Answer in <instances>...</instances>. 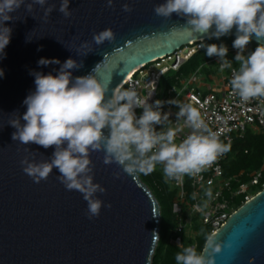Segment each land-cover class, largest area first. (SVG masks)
<instances>
[{"label": "water", "instance_id": "1", "mask_svg": "<svg viewBox=\"0 0 264 264\" xmlns=\"http://www.w3.org/2000/svg\"><path fill=\"white\" fill-rule=\"evenodd\" d=\"M163 0H70L72 16L59 12L60 0H49L55 10L44 17L35 6L32 13L17 10L10 43L0 59V264H152L159 241L161 209L138 174L128 175L117 164H105L103 152H92L94 182L106 191L97 193L105 204L100 215L89 219L87 202L77 190H67L54 168L46 180L35 183L23 171L25 148L35 159H50L54 146L23 145L12 140L8 125L12 112L23 114V100L34 90L31 70L47 74L60 65H38L41 58L61 63L76 59L83 67L73 76H84L103 64L98 78H111V90L135 70L171 56L191 42L211 40L206 34L189 37L177 31L184 19L175 13L164 18L154 11ZM129 3L131 12L122 5ZM47 7V5L45 6ZM111 28L114 42L96 45L94 33ZM32 39L26 42V37ZM236 38L235 26L220 39ZM216 39V38H212ZM83 41L92 42L87 56L77 52ZM257 45L255 36L250 41ZM114 66V67H113ZM119 172V178L116 173ZM218 240L232 242L215 255L216 264H264V188L242 204L217 232Z\"/></svg>", "mask_w": 264, "mask_h": 264}, {"label": "clouds", "instance_id": "2", "mask_svg": "<svg viewBox=\"0 0 264 264\" xmlns=\"http://www.w3.org/2000/svg\"><path fill=\"white\" fill-rule=\"evenodd\" d=\"M69 4L70 0L59 3L58 10L65 18L72 16ZM36 5L43 8L45 18L55 10L49 0H0V59L6 57L5 49L13 32L5 22L13 21V14L21 7L32 13ZM107 6L114 7V0H107ZM122 9L133 10L129 3H124ZM154 11L164 18H171L174 13L183 18L184 25L171 31L189 37L206 34L209 39H220L235 26L232 47L238 51L234 60L227 58L229 49L224 43L202 41L199 48H205L208 57H218L221 72L231 69L230 86L241 103L264 99V0H163L154 6ZM253 35L257 46L247 50ZM115 39L111 28L93 35L96 45ZM31 40L27 35L26 42ZM92 51L90 41H83L77 47V52L84 56ZM37 63L60 67L47 74L30 71L35 88L23 100L26 111L12 112L13 118L8 122L15 129L12 140L23 145L34 143L45 149L54 146L51 158L39 162L35 153L25 148L28 154L20 161L23 171L39 183L55 168L59 173L57 179L67 190L83 194L89 219L98 217L102 207L111 208L110 203L105 204L97 196L106 189L94 182L91 160L94 151L103 152L105 164L115 163L128 175L151 174L160 166L166 183H180L184 177L200 178L218 157L230 150V144L220 139L193 103L177 98L149 103L154 92L141 95L135 86L115 87L109 95L111 78L101 79L96 74L102 64L108 67L107 62L97 64L84 76H73L74 70L83 67L73 58L63 63L57 58H41ZM3 76L4 71L0 69V77ZM165 103L178 107L174 122L169 113L162 111ZM137 108L142 109L140 115L136 113ZM185 128L189 131L178 140V134ZM119 175L117 172V178ZM201 188L203 197L194 210L205 215L214 198L213 189L210 184ZM232 246L231 241L218 240L214 232L205 233L204 249L198 252L193 246L181 247L175 254V264H216L215 255L222 248Z\"/></svg>", "mask_w": 264, "mask_h": 264}, {"label": "built area", "instance_id": "3", "mask_svg": "<svg viewBox=\"0 0 264 264\" xmlns=\"http://www.w3.org/2000/svg\"><path fill=\"white\" fill-rule=\"evenodd\" d=\"M201 42H191L171 56L138 69L130 80L123 84V87L129 88L135 86L141 95H146L147 92H154L149 100V103H152L159 99L158 92L161 80L168 73L174 72L175 76L173 80L175 84L166 91V94H163L160 100L168 101L177 98L183 102L193 103L200 110L202 117L209 126L214 131H217L220 139L224 143L230 144V147L236 140L242 139L246 132L264 135V99L255 98L246 103H241L239 98L232 92L230 86L231 69L226 68L224 72H221L218 57H214L213 61L209 62L210 64L213 62L217 63L219 71L218 75L212 78V85L205 83L200 70L190 73L186 77L180 73L182 67L195 54L203 50V48H199ZM227 47L229 49L227 57H231L234 60L238 50L234 49L232 44L227 45ZM246 48L247 50H251L249 45ZM162 111L169 113L170 119L174 122L178 107L165 103ZM136 113L140 115L142 109L137 108ZM157 130H159V126ZM188 131L185 128L183 132L178 134L177 139L182 138ZM227 156L228 152L218 157L201 174L200 178L187 179V177H184L180 183L169 182V184L178 189V194L173 204L176 225L173 230L174 237L170 240V245L181 249L184 246V239L187 238L191 241V244L188 246L197 248V238L201 233L198 230L192 229L195 218H197V224L201 227L208 226L211 228V233H216L224 226L231 214L239 208L234 206V201L238 197L244 195L245 203L255 195L248 193L250 186L261 184V187L264 188L263 163L259 171H255L249 175L250 183L240 184L237 189L233 190L232 183L238 182L242 173L238 176H224L223 165L227 160ZM186 180H188L190 185L191 199L188 198L185 191ZM209 184L213 189L214 198L210 201L206 214L201 215L194 210V207L203 197L201 185L206 188ZM193 193H196V199H193ZM186 212H188V216Z\"/></svg>", "mask_w": 264, "mask_h": 264}, {"label": "trees", "instance_id": "4", "mask_svg": "<svg viewBox=\"0 0 264 264\" xmlns=\"http://www.w3.org/2000/svg\"><path fill=\"white\" fill-rule=\"evenodd\" d=\"M233 38L226 39H211L206 40L204 43L212 44L215 43L219 45L224 43L226 46L233 44ZM251 50H254L257 46L256 44L250 42L248 44ZM211 58L206 55V49L197 54H195L191 60L185 64L180 73L190 74L189 72L193 69L195 62L200 58ZM214 57V56H213ZM235 66V65H234ZM264 163V135L253 134L251 132H246L242 139L236 140L230 150L228 151L227 160L223 165V173L225 177H232L242 173L238 182L232 183V188L237 189L240 184L250 183V174L259 171ZM141 181L149 188L151 193L154 195L158 201L161 209V221H160V231H159V241L155 249L152 264H175V254L180 251L179 248L172 246L170 244L165 245L163 238L168 233L174 237L173 230L175 228V215L173 213L174 200L177 197L178 189L169 183L165 182L162 170L160 166H157L156 170L151 174H138ZM262 190L261 184L258 186H250L248 193L256 194ZM185 191L187 196L191 199V189L188 180L185 182ZM244 203V195L238 197L234 201V206L237 208ZM203 230L200 232V236L197 238V248L198 252L204 249L205 244V233H211V228L208 226L202 227ZM184 246H186L184 244ZM183 246V247H184Z\"/></svg>", "mask_w": 264, "mask_h": 264}, {"label": "rangeland", "instance_id": "5", "mask_svg": "<svg viewBox=\"0 0 264 264\" xmlns=\"http://www.w3.org/2000/svg\"><path fill=\"white\" fill-rule=\"evenodd\" d=\"M215 57V56H214ZM202 58L200 57L194 64V68L191 69V71L189 73H194L197 70H200V73L203 75L204 79H205V83L212 85L213 84V80L212 78L214 76H217L219 71H218V64L217 63H209L211 61H213V58ZM229 60H233V58L231 57H227ZM233 65L237 66L235 63H233ZM174 76L175 73L174 72H170L168 73L162 80L159 86V92H158V98L161 99L163 94H166V91L171 88L172 86H174L175 82H174ZM184 77L187 76V74H183ZM189 177H187L188 179ZM187 216H188V212H186ZM192 229L194 230H198V232H202L203 228L197 224V218H195V221L193 222V226ZM187 233V230H186ZM172 239V236L170 234H166L165 237L163 238V241L165 242V245H168L170 243V240ZM184 244L186 246L191 244V241L188 240L187 238L184 239Z\"/></svg>", "mask_w": 264, "mask_h": 264}, {"label": "bare ground", "instance_id": "6", "mask_svg": "<svg viewBox=\"0 0 264 264\" xmlns=\"http://www.w3.org/2000/svg\"><path fill=\"white\" fill-rule=\"evenodd\" d=\"M138 70V69H137ZM137 70H135V71H133L126 79H125V81L121 84L122 86H123V84L125 83V82H127V81H129L130 80V78L132 77V75L137 71ZM120 85V86H121Z\"/></svg>", "mask_w": 264, "mask_h": 264}]
</instances>
